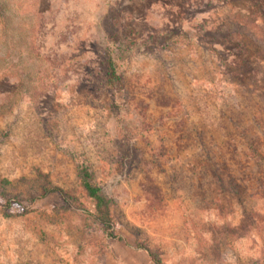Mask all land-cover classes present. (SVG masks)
Listing matches in <instances>:
<instances>
[{
	"label": "rangeland",
	"instance_id": "obj_1",
	"mask_svg": "<svg viewBox=\"0 0 264 264\" xmlns=\"http://www.w3.org/2000/svg\"><path fill=\"white\" fill-rule=\"evenodd\" d=\"M137 241L264 264V0H0V264H155Z\"/></svg>",
	"mask_w": 264,
	"mask_h": 264
},
{
	"label": "trees",
	"instance_id": "obj_2",
	"mask_svg": "<svg viewBox=\"0 0 264 264\" xmlns=\"http://www.w3.org/2000/svg\"><path fill=\"white\" fill-rule=\"evenodd\" d=\"M106 63L107 83L111 87L120 88L122 85V79L118 74L117 62L114 58H112L111 55L108 54ZM77 170L81 186L85 190L87 196L94 202L95 211L92 216L94 217L95 221L101 226L103 232L107 234V236L117 240H124V237L115 232V222L111 213L114 200L111 197L105 195L101 188L92 182V174L87 166L82 163L78 164ZM48 191L59 193L68 207L86 211L82 204L78 203L72 196H70L60 187L55 186ZM5 206L10 207L11 201H8ZM135 248L145 250L155 264H163L160 254L150 248L147 244L137 241Z\"/></svg>",
	"mask_w": 264,
	"mask_h": 264
}]
</instances>
